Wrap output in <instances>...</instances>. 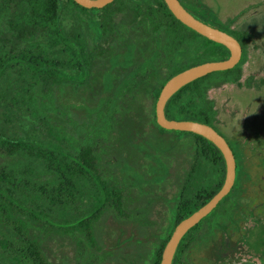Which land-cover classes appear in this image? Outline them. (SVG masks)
<instances>
[{
    "label": "flooded vegetation",
    "instance_id": "af4514ba",
    "mask_svg": "<svg viewBox=\"0 0 264 264\" xmlns=\"http://www.w3.org/2000/svg\"><path fill=\"white\" fill-rule=\"evenodd\" d=\"M178 2L198 20L237 39L238 60L231 67L217 70L235 66L241 58L243 35L227 27L235 18L221 20L213 14L222 0ZM57 5L63 39L74 40L77 48L75 69L69 68L68 57L63 65L62 88L77 90L87 105L103 96L101 109L111 107L109 114L97 116V122L93 114L88 115L82 108L67 111L61 119L65 131L79 127L78 123L73 126L69 122L68 115L73 116L72 113L80 123L85 120L86 127L81 123L85 132L88 122L97 128L95 145L79 146V142L76 147L64 145L65 184L69 176L77 180L76 187L71 189L73 193L65 194L82 202H78L81 216L96 217L107 203L110 217L107 264H160L164 245L176 223L207 202L221 187L225 158L207 137L159 125L154 116L155 98L172 74L202 61L225 58L229 50L220 43L227 50L224 57L201 59L211 55L212 39L182 23L164 0H106L91 6L60 0ZM6 7L7 12L0 15L1 26L10 7L13 14H20L23 8L28 10L29 4L26 0L11 3L0 0V10ZM181 26L192 33L193 39L181 35ZM69 53L65 51L66 56ZM181 55L186 57L184 62H179ZM209 72L198 76L199 80ZM199 80L195 84L198 95L189 110L192 116L184 117L174 110L165 113L167 100L178 88L165 100L164 116L212 126L232 153L233 178L215 203L179 236L169 264H264V100L256 102L252 109L247 104L240 108L237 129L225 132L215 125L216 109L213 101L203 96ZM129 92L154 94L149 105L151 121L144 108L147 97L130 96L134 102L137 99L138 113L126 110L128 123L119 130L117 112H123L118 108L119 96ZM173 112L180 117L171 116ZM102 133H107L109 140L119 141L103 146L99 137ZM185 135L190 141L181 139ZM185 147L187 150L183 152ZM84 158L90 161L80 162ZM74 166L76 172L72 171ZM88 254L84 260L89 259ZM66 259L68 256H62L63 261Z\"/></svg>",
    "mask_w": 264,
    "mask_h": 264
},
{
    "label": "rangeland",
    "instance_id": "374dc122",
    "mask_svg": "<svg viewBox=\"0 0 264 264\" xmlns=\"http://www.w3.org/2000/svg\"><path fill=\"white\" fill-rule=\"evenodd\" d=\"M254 2L258 3L257 7L251 6ZM213 10V14L221 20L235 18L227 27L243 35L239 62L229 70L211 71L199 80L203 96L213 101L216 109L215 125L222 131L231 133V129H237L240 108L247 104V107L252 109L256 102L264 100V0H222L219 7ZM37 30L36 27H32L30 32L34 33L37 39H43ZM28 33H25L23 37H12L11 34L4 33L0 35V46H3L4 50H12L16 53L26 42L25 39H28ZM180 33L193 39L192 33L182 26ZM185 58L181 55L179 62H184ZM186 60L192 62L193 58ZM20 66L21 64L16 63L9 67L5 73L6 77L12 76L13 73L15 75V71L21 68ZM4 81L5 77L1 76L0 86ZM130 96L132 98L133 96L147 97L144 108L148 110L145 113L151 121L152 111L149 105L154 101V94L148 93L144 96L143 93L129 92V95L119 96L121 101L118 108L120 107L123 112H117L119 121L116 129L121 130L128 123L129 112L126 110H137L138 113L139 106L135 104L137 99L135 98L134 102ZM72 115H68V120L78 123L79 127L75 129L79 137V146L85 145L87 144L84 142L87 136L85 128L81 127L76 114L72 113ZM170 115L180 117L174 112ZM19 120H22L20 124L26 125L32 122V117L23 112L20 113ZM150 125L152 126V123ZM96 136L97 132H93L92 140ZM99 137H101V145L106 147L112 142L116 145L119 141L109 140L107 133H102ZM185 137L181 139L190 141L189 136L185 135ZM0 146H2L0 148V239L5 238L12 247V249H6L0 246V264H80L82 260L83 264H107L109 256H107L106 243L109 241L110 234L107 203L101 208L103 212H100L98 216H84L81 220L63 225L64 215L72 220L82 213V210L73 208V205L76 206L78 202L80 204L82 202L76 200L75 196L66 195L65 192L58 194L59 198L56 200L51 197V194H54V175L37 174L41 165L34 160L33 150L27 152L28 156L22 157L10 147L6 148L1 142ZM186 150V147L182 149L183 152ZM14 159V165L10 166L9 162ZM20 167L26 171L23 174L24 178L33 183L30 188L14 181H7L6 176ZM72 171H77L75 166ZM51 191L53 193H50ZM63 198H66L72 206L70 209L66 210L62 207ZM84 205H88L87 202ZM28 208L37 215L28 216ZM28 217H31L32 224L27 223ZM19 251L23 253L21 259L11 257V253ZM86 252H89L88 260L83 259ZM62 256H68L67 263L66 260H62ZM93 257L95 261H92Z\"/></svg>",
    "mask_w": 264,
    "mask_h": 264
},
{
    "label": "trees",
    "instance_id": "16d2710c",
    "mask_svg": "<svg viewBox=\"0 0 264 264\" xmlns=\"http://www.w3.org/2000/svg\"><path fill=\"white\" fill-rule=\"evenodd\" d=\"M8 1L11 3V0ZM59 1L26 0L29 4L28 10L23 8V13L13 14L10 7L6 22L0 25V33L11 34L12 37H23L29 32L28 39H25L26 42L16 53L12 50H4V47L0 46V77H5L4 83L0 86V137L6 148L10 147L22 157L28 156L27 152L34 151V160L41 165L37 174L54 175V194H51V197L55 200L62 192L73 193L71 189L73 190L77 183L75 176H69L68 184H65L64 145L76 147L79 140L74 127L68 131L63 129L61 119L67 111L75 112L76 109L82 108L88 115L93 114L94 122H97V116L99 117L101 113V115H107L111 109L110 106L104 111L101 109L103 96L94 104L87 105L82 102L77 90L62 88L63 65L68 57L71 61L69 68L75 69L77 48L74 40L70 39L67 42L63 39V27L60 23L59 6L57 5ZM6 10L7 7L0 10V15L2 12L5 14ZM32 27L38 29L37 33H41L40 37L43 39H37L34 33L30 32ZM210 42L211 55L201 59L222 58L227 54L223 45L212 40ZM66 50L70 52L68 56L65 55ZM16 63L21 64V68L15 71V75L13 73L12 76L6 77L7 69ZM199 78L185 83L170 95L166 103V114L174 110L184 117L192 116L189 110L191 103H195L193 100L198 95V87L195 84ZM23 112L32 117L31 123L20 124L22 121L19 120L20 113ZM81 123L86 127L85 120H81ZM72 124L76 125L74 121ZM87 125L89 127L86 130L87 136L84 142L87 144L85 145H95L96 141L92 140V134L97 129L96 124L88 122ZM74 160L79 161V159ZM89 161L86 158L80 160L83 163ZM14 163L15 159L9 162L10 166ZM24 170L23 167L15 168L12 174L6 176L7 181H14L30 188L33 183L24 178L23 174L26 172ZM43 191L47 192V190ZM73 206V208L80 209L79 203ZM62 207L68 210L72 206L66 198H63ZM27 214L34 217L37 215L29 208ZM83 217L78 215L70 220L64 215L62 223L68 225ZM26 220L28 224H32L31 217ZM0 246L12 249L5 238L0 239ZM22 255L21 251L11 253L14 259H21Z\"/></svg>",
    "mask_w": 264,
    "mask_h": 264
},
{
    "label": "water",
    "instance_id": "95a60500",
    "mask_svg": "<svg viewBox=\"0 0 264 264\" xmlns=\"http://www.w3.org/2000/svg\"><path fill=\"white\" fill-rule=\"evenodd\" d=\"M75 1L86 6H91L100 5L106 0ZM164 1L172 14L182 23L191 27L202 35L225 45L229 50V54L225 58L202 61L172 74L164 81L155 98L154 116L156 122L159 125L166 128H176L180 130H190L197 132L210 139L221 150L225 158V176L221 187L207 202L202 204L199 208L195 209L187 216L181 218L176 223L169 238L167 239L162 251L160 264H169L173 248L182 232L185 231V229L191 224H193L201 215H203L205 211L208 210L229 187L233 178L234 162L227 142L212 126L190 119L166 118L164 116L163 106L167 97L184 83L200 75H203L206 72L231 67L239 58L240 45L233 35L195 18L185 8H183L178 0Z\"/></svg>",
    "mask_w": 264,
    "mask_h": 264
}]
</instances>
